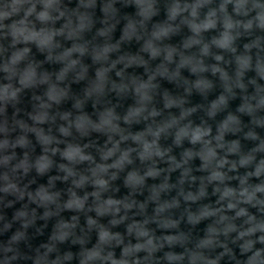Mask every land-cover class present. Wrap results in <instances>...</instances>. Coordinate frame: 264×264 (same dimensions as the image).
<instances>
[{
  "label": "clouds",
  "instance_id": "9594fccd",
  "mask_svg": "<svg viewBox=\"0 0 264 264\" xmlns=\"http://www.w3.org/2000/svg\"><path fill=\"white\" fill-rule=\"evenodd\" d=\"M0 264H264V0H0Z\"/></svg>",
  "mask_w": 264,
  "mask_h": 264
}]
</instances>
